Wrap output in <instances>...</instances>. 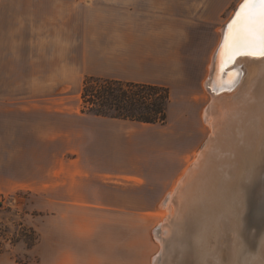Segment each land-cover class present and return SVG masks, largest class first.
I'll return each instance as SVG.
<instances>
[{"label": "crops", "instance_id": "crops-1", "mask_svg": "<svg viewBox=\"0 0 264 264\" xmlns=\"http://www.w3.org/2000/svg\"><path fill=\"white\" fill-rule=\"evenodd\" d=\"M190 10L184 0H0V192L41 196L40 264H109L105 249L112 240L105 232L129 229L124 215L156 213L160 190L129 154L156 125L84 114L80 104L66 108L64 87L80 86L82 75L159 85L156 80L169 72L161 64L151 70L156 52L137 23L164 20L170 11L175 23L184 22ZM209 10V20L218 21L219 7ZM216 47L211 56L208 48L195 51V61L208 55L211 63ZM208 61L199 59L190 70L193 92ZM171 114L169 104L168 122ZM146 195L152 200L145 212ZM108 214L118 220L105 221ZM62 228L70 237L65 242ZM116 242L118 253L127 250L126 241ZM0 264L16 261L0 254Z\"/></svg>", "mask_w": 264, "mask_h": 264}, {"label": "rangeland", "instance_id": "rangeland-1", "mask_svg": "<svg viewBox=\"0 0 264 264\" xmlns=\"http://www.w3.org/2000/svg\"><path fill=\"white\" fill-rule=\"evenodd\" d=\"M240 1L184 0L191 7L188 17L190 20L188 21L175 23L173 12L170 11L169 15L164 16V20L137 23V29L150 37L146 39L148 41L146 45L152 47L153 51L156 52L154 61L152 60L150 63L151 70L157 72L161 68V64L169 72L168 76L160 77L156 82L169 88V104L172 107V114L170 121H167L166 124H157L151 129L144 130L146 140L143 143L138 140L136 149L132 150L131 146L129 150L131 163L135 161L143 170L146 178L152 180L155 186L154 189L160 190V203L154 214H128L126 217L124 215L121 220L128 222L129 229L107 230L105 232L107 238L112 240L106 244L105 249L108 250L109 264H116V257H119V255L122 257L124 264H264L263 216L257 214L254 220L250 215L252 208L250 205L253 206V203L250 204V200L252 202L255 197V207L258 208L264 204L260 202V199L264 197V157H262L264 152L259 155L261 158L259 157L255 162H247L249 168L246 161L242 163L238 160L233 163V167L237 170H233L232 166L222 168L220 165L223 163L222 158L213 157L212 160L209 156L205 158L206 167L205 165L202 167L199 165L206 152L208 154L209 150H213L216 146L231 142L238 127L237 124H233V120L236 118L237 110H240L239 107H249L253 103V105H256L255 127H259L260 123L263 122L264 116L262 115L264 113L260 106L263 105L264 100L260 98L250 101V98H247L254 76L253 68L249 67L251 71L248 78L245 74L244 79L246 78V81L242 80L244 85L240 93L232 96V98L226 96V98L213 99L207 85L204 87V83L209 76L208 65L210 63V57L208 58V55H206L203 60L202 57L199 59L202 62L209 59V63L206 62L200 72V78L197 80L198 87L195 92L191 89L194 74L191 76L190 70L193 71V64L199 61V59L195 61L194 52L197 50L205 51L208 48L211 56L219 39H221L219 29L223 28L225 21L229 19ZM213 5H217L219 7L218 11L221 13L218 21L209 20L211 17L209 9ZM124 24L122 23L123 28L125 27ZM124 41L126 46H134L130 39H124ZM137 46H140V42H137ZM85 79L82 75L80 86L64 87L63 97L66 100V108H68V105L73 108L78 107V104H80V110L82 111L81 90ZM239 88L240 86L235 92ZM175 89H178L179 94L175 92ZM230 98L233 99L231 102L235 104L224 102L227 99L230 100ZM205 111V118L210 128L203 119ZM255 148L253 153L258 150ZM217 155L219 154L217 153L215 156ZM235 163H237L236 167ZM185 167L187 168L176 181L179 171ZM206 169L210 170L212 177L217 178L215 181L219 180V182L229 185H227L228 191L226 193L228 197L226 195V198H219L215 195V191L206 189L208 191L205 193L206 198L204 199L211 200L215 204L212 203L213 212L204 215L201 213L202 211L197 212L196 210L202 209L201 205H203V201L199 202L202 197L200 194L204 191L200 186L204 182V180H201L204 175L203 170L206 171ZM240 169L243 171L241 170V172ZM186 170L189 172L188 178H191L187 187L190 189L193 186L194 189H190V193L188 188L181 191L182 193L174 203L169 198L175 193V190L178 191L182 180L185 181V176L180 181L179 179ZM198 183L200 186L196 191L195 185ZM231 189L235 192L234 197L230 195ZM195 191L197 197L193 198V195H187L194 194ZM7 195H12L15 200H12V205L8 204L0 209V254L10 255L16 261V264H18L17 262L20 264H40V257L36 250V246L40 242V234L36 226L46 220L40 216L39 212L42 198L39 194H26L25 192ZM185 195L187 197H183ZM198 196H200L199 199ZM244 198L245 200H243ZM229 199L231 200L229 201ZM151 200L148 195L141 198V205L145 204V208H142L145 209V212ZM189 201L191 202L189 203ZM230 203H233L232 206L235 205L231 207ZM239 203L241 204L239 205ZM208 204L211 203L208 202ZM220 206L223 209L222 212ZM192 209L195 211L190 212V216L185 214L186 216L184 215V218H182L181 210L189 211ZM216 216L219 218L217 219ZM88 217L93 218L92 215H86V218ZM104 217L105 221L118 220V216L114 214L104 215ZM66 219L67 217L64 218V220ZM208 219L213 221V226L208 227L204 223V220L207 222ZM134 222L144 223L145 227L136 228ZM166 224V230L163 232L161 227ZM58 235L62 242L70 238L64 228L59 229ZM120 238L127 243L125 248L127 250L122 251V254L118 253V246L115 245ZM171 241H173L172 246L169 245ZM67 244H71V241Z\"/></svg>", "mask_w": 264, "mask_h": 264}, {"label": "bare ground", "instance_id": "bare-ground-1", "mask_svg": "<svg viewBox=\"0 0 264 264\" xmlns=\"http://www.w3.org/2000/svg\"><path fill=\"white\" fill-rule=\"evenodd\" d=\"M238 10V8H237ZM236 10V11H237ZM235 11V12H236ZM235 15V14H234ZM233 15V17H234ZM232 17V18H233ZM232 18L228 21V23L232 20ZM228 23L224 26V29L222 31V35H221V39L212 55V59H211V64H210V68H209V76H208V79L206 81V85H207V88L211 91V94H212V98H222V97H225L226 96H236L237 93H240V91L242 90V87L244 85V82L246 81V78L249 77V74H250V69L253 68V71H254V76H253V79H252V85L250 86V89H249V96L247 98H250V101L251 100H256V99H263L264 100V58H259V57H248V56H240V57H237L235 62L231 65H228L227 68H225L223 66V61L225 59V57L221 54L220 52V49L221 47L223 46V43H224V36L227 34V25ZM249 67H251L249 69ZM237 74H239V77H238V81L237 83L232 86V87H229V83L231 82L232 79L236 78ZM245 74L247 75V77L244 79L245 77ZM252 76V75H251ZM244 79V82L242 81ZM243 82V84H242ZM240 86L239 90L237 92H235L237 90V88ZM247 92V93H248ZM230 100H225L224 102L225 103H229L231 101H233V99ZM237 98V97H236ZM233 103V102H231ZM235 104V103H233ZM219 105V104H218ZM228 105V104H227ZM246 105V104H245ZM249 105V104H248ZM228 107V106H227ZM220 108V107H219ZM222 108V106H221ZM261 109H263V113H264V102H263V105L260 106ZM226 109V108H225ZM240 110H237L238 113L235 115L236 118H234L233 120V124H237L238 127L236 128L235 130V133L233 135V139H231V142L228 144H221L220 146H216V148L212 149L213 150H209L208 154L207 152L205 153V156L202 157L199 165L202 167L203 165H205V167L207 166V163L205 161V158L207 156H209V158H211L213 160V157L217 158H222L223 160V163L220 164L223 167H226V166H232V169H236L233 167V163L235 161H241L242 163L244 161H246V165L248 164L247 162L249 163H252V162H255V160L259 159V155H261V153L264 152V119H263V122L260 123L259 127H255V123H256V105H253V103L251 105H249V107H245V106H242L241 108L239 107ZM221 110V109H220ZM227 110V109H226ZM242 113H241V112ZM235 112V111H234ZM228 114V113H227ZM264 116V115H262ZM224 118V117H223ZM222 124V123H221ZM224 125V123H223ZM222 126V125H221ZM257 128H258V131H257ZM223 129V128H222ZM231 138V137H230ZM227 140V138H225ZM224 139V140H225ZM259 140V142H258ZM257 143V144H256ZM259 143H262V144H259ZM259 146V148H257ZM215 147V146H214ZM256 147V148H255ZM258 149L256 152L253 153V149ZM206 150V149H205ZM216 150V152H215ZM258 151H260V153H258ZM219 154L217 156H215L216 154ZM204 154V152L202 153V155ZM223 155V157H222ZM201 157V156H200ZM226 157V159H225ZM264 157V156H262ZM261 158V157H260ZM262 160V159H261ZM259 160V161H261ZM219 161V159H218ZM217 163V162H215ZM219 163V162H218ZM257 163V162H256ZM255 163V164H256ZM235 167L237 166V163L234 164ZM252 165V164H251ZM250 165V166H251ZM258 165V163H257ZM239 166V165H238ZM243 168H246L244 165H241ZM248 167V165H247ZM238 168V167H237ZM242 168V169H243ZM249 168V167H248ZM239 169V168H238ZM240 169V171L242 170ZM237 170V169H236ZM248 170V169H247ZM210 170L206 169L203 170V177L201 180H204L203 184L200 186V184L198 183L197 185H195L196 187V191L197 189L200 187H202V189H204L203 193L200 194L201 199H199L200 196H198V199H199V202L203 205L202 206V209H198L196 210L197 212H201L203 213L204 215H206L207 213H211L213 212L212 211V201L211 200H205L204 198H206L205 196V193L208 191V190H213L215 191V195H217V197L219 198H226V195L228 197V194L226 193V191H228L227 189V185L229 184H226V183H222V182H219L218 181H215L217 178L215 177H212V175L210 174L209 172ZM243 171V170H242ZM241 171V172H242ZM244 171H246V169H244ZM260 171V170H259ZM239 173V172H238ZM249 173V172H247ZM246 173V174H247ZM237 174V173H236ZM244 174V173H243ZM253 174V172H252ZM260 174V173H258ZM240 175H242L240 173ZM185 181L182 180V184L180 185V188L177 190H175V193H173V195H171V197L169 198V200H172L174 203L176 202V200L178 199V197L180 196V193H182L181 191H183L184 189H187V185L189 181H191V178L189 176V172H187L185 175ZM235 176V175H234ZM258 176V175H257ZM238 177V176H237ZM200 180V182H201ZM223 180V179H222ZM224 182V181H223ZM190 183V182H189ZM186 184V185H185ZM185 185V188L183 187ZM210 186V187H209ZM214 186V187H213ZM210 188V189H209ZM189 189V188H188ZM191 190L194 189L193 186H191L190 188ZM190 189H189V193H190ZM206 189H208L206 191ZM196 191L194 194H187L188 196H192L193 198H195L196 196ZM212 191V192H213ZM232 195V197H234L235 195V192L232 191L231 189V192H230ZM242 193V192H241ZM199 194V193H198ZM210 194V193H209ZM208 194V195H209ZM212 194V193H211ZM210 194V195H211ZM182 195V194H181ZM244 195V194H243ZM183 197H187L186 195L183 196ZM197 197V196H196ZM186 199V198H185ZM203 199V200H202ZM232 199V198H231ZM229 199V201L231 200ZM236 199V198H235ZM192 200V199H191ZM223 200V199H222ZM245 200V198L243 199ZM187 201V200H186ZM219 201V200H218ZM236 201V200H235ZM191 201H189L190 203ZM211 203V204H208ZM226 202V201H225ZM234 202V201H232ZM255 197L253 199V201L251 202L250 200V204L253 203V206L250 205L252 208L250 210V215H252V219H256L257 217V214H262L263 216V220H264V197L260 199V202L263 204L262 207L258 208V207H255ZM194 203V202H193ZM237 203V201H236ZM192 204V203H191ZM215 203H213L214 205ZM225 204V203H224ZM233 204V203H230V205ZM238 204V203H237ZM236 204V205H237ZM241 203H239L240 205ZM178 205V204H176ZM220 205V204H219ZM229 205V204H228ZM229 205V207H230ZM235 205V204H234ZM233 205V206H234ZM192 206V205H191ZM199 206V205H198ZM223 206V205H222ZM231 205V207H233ZM225 207V206H224ZM178 208V207H177ZM221 208V206H220ZM227 208V207H226ZM239 208V206H238ZM181 209V208H180ZM222 209V208H221ZM231 209V208H230ZM235 209V208H233ZM178 210V209H177ZM195 210H181V215L182 218H184V215L185 214H189L190 212H194ZM221 212L223 211L220 210ZM219 211V212H220ZM226 211V210H225ZM236 211V209H235ZM176 213V211H174ZM196 212V213H197ZM223 214V213H222ZM232 214V213H231ZM177 215V214H176ZM174 215V216H176ZM193 215V214H192ZM221 215V214H220ZM186 216V215H185ZM190 216V214H189ZM196 217V216H195ZM194 217V218H195ZM207 217V216H206ZM217 217V216H216ZM231 217V216H230ZM248 217V216H247ZM200 218V217H199ZM211 218V217H210ZM219 217H217L218 219ZM196 219V218H195ZM198 219V218H197ZM207 219V218H206ZM216 219V218H215ZM194 220V219H193ZM180 221V220H179ZM189 221V219H188ZM201 221V220H200ZM253 221V220H252ZM176 222V220H175ZM199 222V221H198ZM220 222V221H219ZM186 223V222H185ZM204 223H206V225L208 227H211V225L213 226V221H208L206 222V220H204ZM252 223V222H251ZM183 224V223H182ZM187 224V223H186ZM215 225V224H214ZM166 225H163L161 227L162 231L165 232L166 230ZM174 227V225H172ZM220 226V225H218ZM187 227V226H186ZM233 227V226H232ZM169 228V226H168ZM175 228V227H174ZM183 228V226H182ZM214 228V227H213ZM219 228V227H218ZM236 228V227H235ZM171 229V228H170ZM192 230V229H191ZM207 230V229H206ZM248 230V229H247ZM253 230V229H252ZM162 232V233H163ZM173 232V231H171ZM176 232V231H175ZM184 232V231H183ZM195 232V230H194ZM211 232V231H210ZM167 233V232H166ZM215 233V232H214ZM183 234V233H182ZM249 234V233H248ZM167 235V234H166ZM191 236V234H190ZM159 237V236H158ZM166 237V236H165ZM178 237V236H177ZM193 237V236H192ZM197 237V236H196ZM204 237V236H203ZM210 237V236H209ZM167 238V237H166ZM202 238V236H201ZM207 238V237H206ZM247 238V237H246ZM163 239V238H162ZM193 239V238H192ZM253 239V238H252ZM212 240V239H211ZM189 241V240H188ZM166 243V241H164ZM173 241H171V243L169 244L170 246H172ZM196 242V241H195ZM194 242V243H195ZM204 242V241H203ZM210 243V242H209ZM203 244V243H202ZM247 244V242H246ZM260 244V243H259ZM206 248V247H205ZM169 249V248H168ZM257 249V248H256ZM238 252V251H237ZM243 252V251H242ZM169 253V252H168ZM176 253V252H175ZM166 254V253H165ZM178 254V253H177ZM236 254V253H235ZM254 255V254H253ZM180 256V255H179ZM166 258V257H165ZM172 258V257H170ZM182 258V257H181ZM214 258V257H213ZM166 260V259H165ZM175 260V259H174ZM171 261V260H170ZM177 261V260H176ZM168 262V261H167ZM246 262V261H245ZM172 264V263H171Z\"/></svg>", "mask_w": 264, "mask_h": 264}, {"label": "trees", "instance_id": "trees-1", "mask_svg": "<svg viewBox=\"0 0 264 264\" xmlns=\"http://www.w3.org/2000/svg\"><path fill=\"white\" fill-rule=\"evenodd\" d=\"M81 98L84 114L157 125L167 121L170 91L160 85L89 77Z\"/></svg>", "mask_w": 264, "mask_h": 264}, {"label": "snow or ice", "instance_id": "snow-or-ice-1", "mask_svg": "<svg viewBox=\"0 0 264 264\" xmlns=\"http://www.w3.org/2000/svg\"><path fill=\"white\" fill-rule=\"evenodd\" d=\"M226 27L227 34L220 49L225 57V68L240 56L264 58V0H242ZM238 77L239 74L228 86H234Z\"/></svg>", "mask_w": 264, "mask_h": 264}, {"label": "built area", "instance_id": "built-area-1", "mask_svg": "<svg viewBox=\"0 0 264 264\" xmlns=\"http://www.w3.org/2000/svg\"><path fill=\"white\" fill-rule=\"evenodd\" d=\"M12 200L15 198L11 195H6L5 193L0 192V209L6 207L8 204L12 205Z\"/></svg>", "mask_w": 264, "mask_h": 264}, {"label": "water", "instance_id": "water-1", "mask_svg": "<svg viewBox=\"0 0 264 264\" xmlns=\"http://www.w3.org/2000/svg\"><path fill=\"white\" fill-rule=\"evenodd\" d=\"M233 19V18H232Z\"/></svg>", "mask_w": 264, "mask_h": 264}]
</instances>
